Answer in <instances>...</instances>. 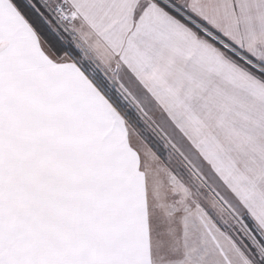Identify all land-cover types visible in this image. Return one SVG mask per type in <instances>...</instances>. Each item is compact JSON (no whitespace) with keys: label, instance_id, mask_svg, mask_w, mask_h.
<instances>
[{"label":"snow or ice","instance_id":"obj_1","mask_svg":"<svg viewBox=\"0 0 264 264\" xmlns=\"http://www.w3.org/2000/svg\"><path fill=\"white\" fill-rule=\"evenodd\" d=\"M0 264H264V0H0Z\"/></svg>","mask_w":264,"mask_h":264}]
</instances>
